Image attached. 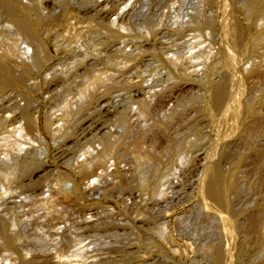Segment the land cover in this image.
<instances>
[{"label":"rangeland","instance_id":"1","mask_svg":"<svg viewBox=\"0 0 264 264\" xmlns=\"http://www.w3.org/2000/svg\"><path fill=\"white\" fill-rule=\"evenodd\" d=\"M18 1L42 17L64 19L39 34L51 71L40 70L26 81L35 86L31 113L39 127L48 117L50 128L20 138L17 125L5 120L13 110L0 107V221L12 242L5 245L0 236V264H209L202 248L211 239L252 237L243 228L247 216L264 214V187L247 158L242 133L235 131L250 121L239 125L223 111L214 116L205 84L218 82L224 57L231 54L220 34V7L208 0ZM102 8L110 14H97ZM116 17L117 28L109 24ZM203 17L211 25L203 24ZM231 17L232 24L245 28L241 14ZM191 18L194 23L176 36L175 28ZM12 45L25 46L0 10V55ZM176 58L177 68L170 61ZM253 66L259 67V77L244 81L254 91L248 107L260 118L252 129L264 141V53L240 67L238 75ZM95 77L109 81L111 91L93 94ZM27 99L22 89L0 93L3 107H24ZM215 144L216 154H227L224 171L238 164L234 224L223 223L224 216L199 198L203 158L211 159ZM104 145L111 147L107 154L100 152ZM91 159L93 167L81 172ZM27 165L36 173L31 182ZM60 187L75 190L77 198L57 197ZM40 200L55 201L41 205ZM251 240L231 264H264L261 248Z\"/></svg>","mask_w":264,"mask_h":264},{"label":"bare ground","instance_id":"2","mask_svg":"<svg viewBox=\"0 0 264 264\" xmlns=\"http://www.w3.org/2000/svg\"><path fill=\"white\" fill-rule=\"evenodd\" d=\"M10 1L11 2H6V0H0V10L4 12V14L8 17V20L16 28V31L20 37V41L25 46L22 49H20L19 47H15L13 45L8 46L4 51V53L0 55V93L5 92L10 88L22 89V91H24L28 99L26 106L24 107H19L17 104L15 105L10 104L3 107V102L0 105V107L1 109L4 110V112H6V110L7 111L13 110L12 113H10L11 115L5 116V120H9L13 124H16L17 126L15 127V132L17 133V136L20 138L21 137L25 138L35 128L39 127V122H36V117L34 116V113H31L32 100L30 97L31 95L30 93L35 86L34 87L27 86L26 81L28 78H30L31 75L37 74L38 71L40 70H44L45 72L51 71L53 67V66H48V67L46 66L48 62L51 60H48L43 55L42 38L39 36V34H41L40 31H44L48 26L49 27L52 26V24L56 25L57 23L58 24L63 23L64 18L63 16L56 17L52 14L46 17H42V15L38 14L35 8L29 7L27 5H23L18 0H10ZM208 1H210L213 4H217L222 11L221 15L223 18V22L221 21L222 25L219 27L220 34L222 35L223 38L221 39L223 40L224 43L223 46L227 45L226 50L228 46L231 48L230 56L228 55L224 57L223 60L224 72L222 75H219L218 82L216 84L214 83L215 86L214 84H212L213 82L211 80L205 83L207 86L206 87L207 94L211 100L210 108H212L213 110L212 114L214 116H218L219 112L221 111L225 112L224 115H226V113H229V115L233 117L235 119L234 121H236L237 124L239 125L243 123V120L250 121V123L247 124L246 127H244V129H242V132L240 130L239 131L235 130V131L242 133L243 138L245 139L244 145L247 150V158L248 160L251 161L250 163H252L253 165L254 173H256V175L258 176V184L261 187H264V141L260 140V137L258 136L259 134L254 133V130L252 129L253 127L257 128L255 127V124L253 125V122L256 119L259 120L260 118H257L255 112H253V110H250L248 107L249 106L248 104H250L252 100L251 97L252 92L254 93V91H252L250 87L249 89H247L244 81L245 78L259 77L258 66L260 64L258 66H253L250 71L245 73V75H238L239 73L238 71L240 67L245 66L249 62L255 61L259 55L264 53V0H208ZM100 5L101 4H99L98 6ZM99 12L100 15L102 14L107 16L110 14V11L107 12L103 8L99 9L97 14ZM233 13H239L242 15L246 23L245 28L241 29L239 26L231 23V18H232L231 16ZM119 21L120 19L116 17L109 24L117 28V26H119L118 25ZM194 21L195 20L191 18L190 22H185L183 24L181 23V25L179 27H176L175 31H173L174 34L176 36L178 34H181L185 29L184 25L188 27V25L193 24ZM202 22L205 25H211L212 20L208 17H203ZM112 26L110 27L111 29L113 28ZM119 29L124 30L123 27L122 28L120 27ZM223 48L225 49V47ZM241 56H244V59L246 60L245 62L244 59H239ZM170 61L173 62L176 68L180 63V61L177 58ZM78 62H80L79 64L82 65L84 61L80 60ZM86 71L87 69L85 68L84 72ZM178 75L182 76V74L180 73ZM187 76H184L183 78H188ZM207 78L209 79V76ZM108 82L109 81H106L104 78L95 77L93 79V82L90 84L92 86L91 88V91H93L92 93L93 94L97 92L101 94L109 93L113 88V85ZM100 84L101 87L99 88L101 90L99 89L97 90L96 85L99 86ZM232 86L233 89L228 90V87L230 88ZM81 95H83V93ZM243 99L244 102H246L245 104L246 107L245 105L244 106L241 105ZM2 101H4V99ZM145 108L146 106L145 104H143L141 106V114L146 112ZM41 123H40L41 127L39 128H41L42 130H48V128H50L51 126L48 117L44 118V120H42ZM256 125H258V123ZM257 132L259 133V131ZM242 135L240 136L241 138ZM216 146H217L216 144L212 145L209 151L208 157H210L211 159L207 158L206 156L203 158L204 163L201 170L202 175L200 181L198 180L199 198L200 201H202L206 205L209 211L224 216L222 220L223 223L234 224L237 223L238 221L237 216L239 215L238 214L239 212L234 209L235 205L233 206V202H232V198L237 197L240 193V187L237 177L238 164L232 163L230 170L227 172L226 170L224 171L222 166L223 160L228 159V157L223 150L219 152L221 154L220 156L218 155L219 154L218 152H217L218 154H216L215 153ZM110 149L111 147L109 145H104L103 150L100 152H102L101 154H107L111 151ZM63 155L64 154L62 153L59 156V158H61ZM206 159H209V162L208 160L206 161ZM93 160L94 159H91L90 161L84 163V165L81 167V172L84 173L89 169H91L95 162ZM24 172L30 173L28 178L29 182H31L32 178L36 176V173L32 172L31 165L25 166ZM2 176L5 180H9V176L7 174H3ZM92 176H94V174ZM166 183L169 182L166 181ZM54 194H56V196L61 198L62 200H74L77 198L75 190L68 191L61 187L57 188L56 193ZM40 201H41L40 202L41 205H47L48 203H52L55 200L53 201L49 200L50 202L48 200L45 201L40 200ZM261 213L262 212H256L255 214L252 213V215L247 216L248 217L246 219L247 222L243 230L246 232V234L253 233L254 235L252 234L253 235L252 237L242 236V240L237 242L235 240V236H227L225 234L219 237L216 236V238H213V240L211 239L210 243L208 241L207 242L208 245L204 246L202 248L203 249L202 251H203V255L206 256V258L208 259L209 264H231L233 257H235L236 259L239 258L238 255L241 252H243L242 247H244V245H247L249 239H252L256 245L255 247L259 246L262 250L261 252H263L264 249V223H263L264 216L263 215L264 214ZM8 231L9 228L6 225V222H4V220L0 221V236L3 239L5 245L6 244L9 245V243H12L10 242V239L6 238V236H8L9 233ZM248 237L250 238L248 239ZM249 245L248 248L249 247L251 248L252 245L251 246ZM245 248H247V246ZM261 252L259 255L260 256L262 255V257L264 258V255L263 253L261 254ZM246 253L244 252V254ZM255 253L256 252H254V255H256ZM239 256L241 257L243 256V254Z\"/></svg>","mask_w":264,"mask_h":264}]
</instances>
